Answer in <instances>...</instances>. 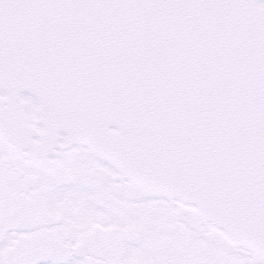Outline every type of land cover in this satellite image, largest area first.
<instances>
[{"label":"snow or ice","instance_id":"1","mask_svg":"<svg viewBox=\"0 0 264 264\" xmlns=\"http://www.w3.org/2000/svg\"><path fill=\"white\" fill-rule=\"evenodd\" d=\"M0 264H264V0H0Z\"/></svg>","mask_w":264,"mask_h":264}]
</instances>
